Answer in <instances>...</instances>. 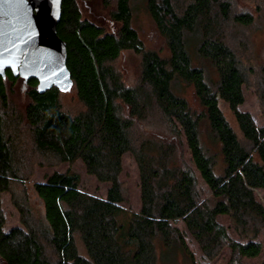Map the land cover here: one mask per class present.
<instances>
[{
    "label": "trees",
    "instance_id": "16d2710c",
    "mask_svg": "<svg viewBox=\"0 0 264 264\" xmlns=\"http://www.w3.org/2000/svg\"><path fill=\"white\" fill-rule=\"evenodd\" d=\"M102 1L117 27L109 29L84 15L80 0H62L57 25L82 111L65 110L57 86L40 92L37 79L25 81L10 68L0 74V100L7 107V80L22 78L30 99L24 119L38 148L60 161L81 159L90 174L110 182L107 195L82 191L76 172L54 171L33 183L43 204L41 215L33 213L28 196L14 197L23 227L9 231L0 201V264H158L159 247L193 257L185 233L172 223L177 220L209 259L225 246L238 259L259 255L262 245L256 238L264 229V204L256 189L264 191V126L239 108L245 101V68L223 32L225 23L249 25L254 15L234 14L232 0H147L169 48L168 55H161L145 47L133 26V0ZM125 50L141 55L136 84L126 83L114 65ZM183 83L193 86L200 109L179 93ZM220 98L232 109L239 132ZM154 114L170 133L137 135L135 128ZM6 116L0 111V191L14 181L26 183ZM205 124L211 142L220 146L221 164L203 139ZM184 143L195 167L185 158ZM128 151L139 167V211L122 205L126 197L119 176ZM196 170L210 189L208 197L198 189ZM224 214L247 241L230 236L218 221Z\"/></svg>",
    "mask_w": 264,
    "mask_h": 264
},
{
    "label": "rangeland",
    "instance_id": "374dc122",
    "mask_svg": "<svg viewBox=\"0 0 264 264\" xmlns=\"http://www.w3.org/2000/svg\"><path fill=\"white\" fill-rule=\"evenodd\" d=\"M186 0H178L179 3ZM80 7L83 14L101 20L109 29L117 27V24L111 21L109 7L105 6L102 0H80ZM233 13L250 12L254 15L253 23L242 25L236 22H229L223 25L227 41L238 50V54L245 68L246 83L243 85L245 101L239 105L240 110L251 113L258 126H264V0H232ZM133 17L132 23L138 31L141 40L147 49L157 50L161 55H168L169 48L166 39L161 35L158 27L147 7V0H133ZM115 67L121 73L123 79L128 84H136L141 72V55L133 50H125L120 57L114 62ZM179 93L185 96L193 107L200 109L201 105L195 95L193 86L183 83ZM8 105L4 106L0 100V111L6 112L8 132L13 137V148L15 154H22V165L20 175L26 180L25 185L15 182L10 189L0 191V201L2 210L5 215L4 230L9 231L13 227H23L22 214L16 205V199L28 196L29 206L35 215H41L43 212V204L41 199L33 188V183L46 180L47 176L54 171L59 172H76L80 175L79 188L89 194L106 197L110 182L101 181L95 175L90 174L84 162L77 159L70 163L68 161H60L52 157L51 153L44 152L38 148L35 143L31 127L24 119V110L30 101L28 95V86L22 78L16 81L7 80ZM61 102L65 110L76 114L84 109V104L78 98L75 87L70 90L63 91ZM220 106L236 131L239 127L235 115L230 108L228 102L220 98ZM157 114V113H156ZM154 114L145 122L135 128L136 134L140 132L143 137L146 134L154 132H167L162 126L158 116ZM140 135V136H142ZM203 139L211 147L212 151L217 154L219 164L222 162V153L220 146L212 143L207 133L206 124L203 126ZM183 153L190 165L195 167L191 161V155L188 147L184 143ZM198 179V189L202 193V197H208L210 189L196 170ZM119 179L124 189L125 201L122 205L132 211L141 209V185L138 163L131 152L123 155V169ZM256 196L264 204V191L256 189ZM130 214L129 211H127ZM126 215H122V219H126ZM218 221L228 228V232L232 238L242 242L247 239L241 238L236 232L233 222L229 215H219ZM178 226L184 233L186 242L193 254L191 257L188 253L181 249H173L164 251L158 248L159 262L158 264H233L237 260L239 264H260L264 261V229L256 238V241L262 245V251L254 257L235 258L232 250L225 246L219 254L212 259L207 258L199 243L188 232L184 222L177 220L172 222ZM81 252H85V248L80 239L77 240ZM50 252V251H49ZM53 256V252L48 253Z\"/></svg>",
    "mask_w": 264,
    "mask_h": 264
},
{
    "label": "water",
    "instance_id": "95a60500",
    "mask_svg": "<svg viewBox=\"0 0 264 264\" xmlns=\"http://www.w3.org/2000/svg\"><path fill=\"white\" fill-rule=\"evenodd\" d=\"M62 0H0V74L10 68L25 81L38 80L44 92L52 86L71 89L67 44L57 25Z\"/></svg>",
    "mask_w": 264,
    "mask_h": 264
}]
</instances>
